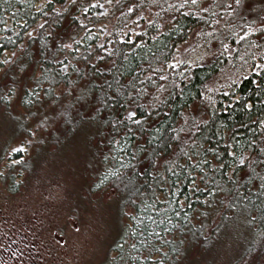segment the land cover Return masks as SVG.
<instances>
[{"label": "trees", "instance_id": "trees-1", "mask_svg": "<svg viewBox=\"0 0 264 264\" xmlns=\"http://www.w3.org/2000/svg\"><path fill=\"white\" fill-rule=\"evenodd\" d=\"M241 1L0 0V109L96 139L124 217L106 264H264V13Z\"/></svg>", "mask_w": 264, "mask_h": 264}, {"label": "rangeland", "instance_id": "rangeland-1", "mask_svg": "<svg viewBox=\"0 0 264 264\" xmlns=\"http://www.w3.org/2000/svg\"><path fill=\"white\" fill-rule=\"evenodd\" d=\"M263 13L264 0H242L236 11L247 23ZM15 106L10 115L0 109V264H106L124 217L117 192L93 186L96 139L82 126L40 144L49 135L25 130L26 108ZM212 249L187 264H230L236 246Z\"/></svg>", "mask_w": 264, "mask_h": 264}, {"label": "flooded vegetation", "instance_id": "flooded-vegetation-1", "mask_svg": "<svg viewBox=\"0 0 264 264\" xmlns=\"http://www.w3.org/2000/svg\"><path fill=\"white\" fill-rule=\"evenodd\" d=\"M14 176H15V178H17V179H20V178H21V173H20V175H19V174H18V175L15 174ZM19 251H21V247H19ZM20 257H21V254L18 253V254L16 255L17 261H20V260H19Z\"/></svg>", "mask_w": 264, "mask_h": 264}]
</instances>
